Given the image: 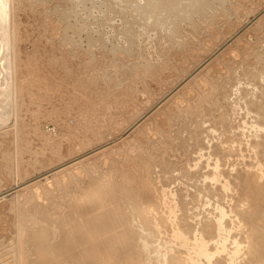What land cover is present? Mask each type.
I'll return each mask as SVG.
<instances>
[{"label":"rangeland","instance_id":"374dc122","mask_svg":"<svg viewBox=\"0 0 264 264\" xmlns=\"http://www.w3.org/2000/svg\"><path fill=\"white\" fill-rule=\"evenodd\" d=\"M165 2L164 0L18 1L20 8L29 10L28 12L33 15L32 19L24 14V21L28 20L30 23L28 27L30 31L23 41L34 43L37 47V53L32 54L25 66L27 68H24L26 74L19 75L22 78L19 81V90L21 88L23 90L21 92L23 100L20 98L19 109L22 106V108H31L32 113L37 114L39 105L49 106L48 109L52 105L57 109L63 107V114L66 111L64 115H68L58 116V119L62 118L65 121L67 119L72 124L77 122L81 126L88 121L86 118L91 117V123H99L101 120L110 124L113 122L112 126L114 123L115 126H111L112 128L116 125L120 126L115 132L113 130L114 134L123 131L127 123L152 108L161 99L160 97H163L158 103L161 107L159 113L154 115L151 110L148 116L151 120L153 116L154 119L155 117L163 119L158 123L161 131L156 135L157 137L145 138L135 132L131 138V145L128 143L132 148H129L128 153L122 151L127 146L122 142L124 144L122 152L107 154L108 158L111 154L116 158L109 164L102 165L106 168L104 174L95 171L96 175L91 174L88 178L86 175H77L80 179H76L75 184L72 182L69 187L67 186L66 190L69 191L65 190L63 194L65 197L53 203L50 215L52 219L66 222L70 228L65 229L73 234L77 231L76 227L79 226L81 217L78 214L77 203L74 204L70 196H76L75 194L79 192L77 190L86 194L89 190L87 184L92 180L96 181L95 176H104L101 183L115 186L109 187V190L107 188L106 195L109 193L107 199L96 198L98 200L94 201L103 202L101 205L106 203L105 207L102 205L104 207L102 211L108 217L104 214V216L100 215L104 221L116 219L110 222L114 229L110 230L109 227L112 226H108L109 222H106L108 227L104 226L106 228L102 229L103 233L104 230H110V235L109 232L103 234L109 237L114 233L116 236L117 229L120 231V236L117 235L115 240L122 246L119 245L118 248L115 244L116 248L114 243L117 242L112 241L114 238L110 239L113 242L110 246V251L114 248L113 257L120 256L113 258L114 261L128 260L125 261L127 264H189L198 238L197 240L203 239V241L206 239V245L214 255H211L208 262L205 256L196 254L194 256V259H198L195 260L196 264L200 262L202 264H264V0H165ZM163 4L166 5L165 8ZM247 27L250 29L248 38L244 32V28ZM229 41L234 42V46ZM223 48L225 51L222 50ZM214 50H217L216 55L213 53L208 58ZM218 53L222 55H220L222 60L217 56ZM188 75L192 77L189 78L193 83L187 89L182 87L180 90L182 93L180 98L183 99V103L180 104L172 99L168 90ZM65 84L66 87H63ZM66 88L69 90L66 91ZM60 98L61 100L65 98L66 101L61 102ZM188 99L191 103L186 101ZM127 100L130 111L124 112V104ZM21 103L23 105L20 107ZM111 105L115 107L111 108ZM71 106L75 109H71ZM94 106L96 108H93ZM78 109L83 113H79ZM104 109H110L109 113ZM43 113V116H50L49 112ZM7 122L12 124L13 117ZM118 142L121 143L118 140L117 145ZM228 142L231 143L228 145ZM78 143L75 145L76 154L82 151L77 148ZM89 145L91 147V144ZM115 148L111 150H117ZM111 164L114 166L111 167ZM125 192H128L127 195ZM68 196L70 199L67 200ZM126 198L133 199L134 203L125 205L128 204L124 202L127 201ZM127 206L134 209L133 213L129 212L131 216H128ZM106 207L110 209L107 210ZM144 207L147 212L143 213ZM113 210L117 212L116 218H112L115 216ZM118 216L120 217L117 218ZM87 223L85 225L88 227L84 228V225L83 232L90 236L93 222L91 220L92 225L90 220ZM130 224L133 227L127 230L129 226H125ZM122 231L129 233L128 237L131 235V240L125 238L126 235H123ZM103 235L99 237L102 239ZM121 237L128 242L131 241L128 243L130 245L120 239ZM92 240L95 238L92 237ZM104 240L106 247L109 244L106 243L107 238ZM104 240L102 239L103 242ZM107 242H110L109 238ZM184 244L189 245L186 246V250ZM12 245L11 254L19 257L18 264H36L45 259L36 250L34 238L29 240L27 234H18ZM125 245L131 247L127 248L132 254L128 250L125 252L127 249ZM121 247L125 250L123 251L124 248ZM119 249L122 250L121 253ZM28 250L36 251L34 259L37 261L31 262V258L26 254ZM40 253L44 256L42 250ZM125 253L130 255L127 254L125 258ZM128 257L134 260L129 261Z\"/></svg>","mask_w":264,"mask_h":264},{"label":"bare ground","instance_id":"6f19581e","mask_svg":"<svg viewBox=\"0 0 264 264\" xmlns=\"http://www.w3.org/2000/svg\"><path fill=\"white\" fill-rule=\"evenodd\" d=\"M19 0H0V264H18L19 263V257L14 256L11 254L13 245L12 242L15 240L16 236L18 234H27V238L31 240L34 238V243H35V248L38 251V253L44 257L45 259H42L40 262H36V264H102L101 262L103 261L107 264H127L125 261H118L113 260L114 254V248L110 251V246L112 245V241H116L115 237L118 235L120 236V231L117 229L115 232L118 234L115 236V233L113 229L115 228L110 224L111 221H115L113 217L116 218V213L113 210V214L115 216H112L114 219H109V221H104L103 218L100 217L102 214H106L105 212L103 213L102 209L104 210V207H102L101 203L103 202H96L94 201L96 198L98 199H103L109 193L106 195V190L110 189L109 187L115 186V185H104L100 181L104 176H95L96 181L92 180L89 184H87V190L86 194H82L80 190L76 196H70L71 200L76 204V207L78 208V214L81 217V222L79 223V226H77V231L73 232V234H70V232L65 229V228H70V226L66 222H61L60 219L53 218L50 215V208L53 206V203L59 202L60 198L65 197L64 191L67 189V186L69 187V184L76 181V179H80L79 176H88L95 174V171H101L102 173L106 171V168L102 167V165L109 164L113 160H115L116 157H111L110 161L107 154L110 153H119L121 149L123 148L122 145L125 144L126 147H124V153H128V150L130 147L131 143V138L135 132L143 135L145 138L149 137H155L157 134L160 133L161 129L160 126L158 125L159 122H161L163 119L156 118L154 119H149V113L154 112L155 114L159 113L160 110V104L158 103L162 100L163 97H160L161 99L156 102L152 108L141 114L140 116L136 117L135 120H133L130 123H127L128 125L124 126L125 129H122L123 131L119 133H114L118 126L116 125L115 128H112L115 126H112L108 121L101 120L99 123L94 122L91 123L90 120L91 118H86L88 121L86 123L81 124L75 122L76 118L74 119L75 123L68 122L67 119L66 121L62 118L58 119V116H61L63 114L62 108L57 109L55 107L49 106L44 107V105H39L37 106L38 108V113L35 114L29 108H22L23 103H21L19 109V104H20V98L21 97V92H23L22 88L19 90V81L20 79L22 80L19 75L26 74V71H24V68L29 61V58H31L32 54L34 55L36 52L37 47L35 46L34 43L29 44L27 41H23L25 39V36L28 35L29 33V25L30 23L28 20L24 21V14L28 15L30 18L33 15H31L25 8H20L19 7ZM36 1V0H35ZM157 1V0H156ZM162 1V0H161ZM187 1V0H186ZM194 1V0H193ZM198 1V0H197ZM200 1V0H199ZM206 1V0H204ZM208 1V0H207ZM211 1V0H209ZM222 1V0H221ZM149 2V1H148ZM160 2V1H159ZM165 2V0H164ZM203 2V1H202ZM42 3V2H41ZM146 3V2H145ZM166 3V2H165ZM189 3V2H188ZM204 3V2H203ZM138 4V3H137ZM183 4V3H179ZM196 4V2H195ZM194 4V5H195ZM210 4V3H209ZM116 5V4H115ZM157 5V4H156ZM164 5V4H163ZM162 5V6H163ZM184 5V4H183ZM202 5V4H201ZM21 6V5H20ZM27 6V5H26ZM150 6V5H149ZM166 5H164L165 8ZM176 6V5H175ZM199 6V3L198 5ZM204 6V5H202ZM208 6V5H207ZM75 7V6H74ZM158 7V5H157ZM189 7V6H188ZM196 7V6H195ZM212 7V6H211ZM168 8V7H167ZM175 8V7H174ZM184 8V6H183ZM192 8V6L190 7ZM206 8V7H204ZM114 9V8H112ZM143 9V8H142ZM177 9V8H176ZM185 9V8H184ZM189 9V8H188ZM194 9V8H193ZM196 9V8H195ZM198 9V8H197ZM196 9V10H197ZM138 10V9H137ZM168 10V9H167ZM171 10V9H170ZM169 10V11H170ZM39 11V10H36ZM189 11V10H188ZM114 12V10H113ZM166 12V11H165ZM192 13V11H191ZM190 13V14H191ZM194 13V11H193ZM35 14V13H34ZM165 14V13H164ZM172 14V13H171ZM202 14V13H201ZM206 14V13H205ZM216 14V13H215ZM152 15V14H151ZM139 16V15H138ZM191 16V15H190ZM238 16V15H237ZM51 17V16H50ZM115 17V16H114ZM112 18V17H111ZM122 18V17H120ZM173 18V17H172ZM181 18V17H180ZM194 18V17H193ZM196 18V17H195ZM127 19V18H126ZM171 19V18H170ZM175 19V18H174ZM167 20V19H166ZM186 20V19H185ZM197 20V19H196ZM195 20V21H196ZM236 20V19H235ZM174 21V20H173ZM200 21V20H199ZM210 21V20H209ZM198 22V21H197ZM201 22V21H200ZM199 22V23H200ZM176 23H178L176 21ZM193 23V21H191ZM242 23V22H241ZM129 24V23H128ZM194 24V23H193ZM32 25V24H31ZM108 25V24H107ZM115 25V24H114ZM132 25V21H131ZM181 25V24H180ZM33 26V25H32ZM110 27V26H109ZM130 27V26H129ZM67 28V27H66ZM78 28V27H77ZM111 28V27H110ZM114 28V27H113ZM122 28V27H121ZM178 29V27H176ZM248 28V27H247ZM245 29V36L248 38L250 29L248 28ZM196 29V28H195ZM76 30V29H75ZM123 30V29H122ZM126 30V29H125ZM167 30V29H166ZM175 30V29H174ZM193 30V29H192ZM35 31V30H34ZM57 31V30H56ZM80 31V30H79ZM101 31V30H100ZM176 31V30H175ZM178 31V30H177ZM188 31V30H187ZM76 32V31H74ZM97 32V31H96ZM112 32V31H111ZM130 32V31H129ZM164 32V31H163ZM170 32V31H169ZM181 32V31H180ZM243 32V33H244ZM31 33V32H30ZM100 33V32H99ZM141 33V32H140ZM229 34V33H228ZM32 35V34H31ZM87 35V34H86ZM126 35V34H125ZM178 35V34H177ZM230 35V34H229ZM47 36V35H46ZM99 36V35H98ZM136 37V36H135ZM177 37V36H176ZM230 37V36H229ZM228 37V38H229ZM91 38V37H90ZM225 38V37H224ZM240 38V37H239ZM239 38H237L239 40ZM243 38V37H242ZM21 39V40H20ZM154 39V38H153ZM178 39V38H177ZM235 39V38H234ZM237 40V41H238ZM242 40V39H241ZM104 41V40H103ZM156 41V40H155ZM179 41V40H178ZM250 41V40H249ZM160 42V41H159ZM230 42V41H229ZM46 43V42H45ZM130 43V42H129ZM143 43V42H142ZM219 43V42H218ZM227 43V42H226ZM232 43V42H230ZM229 43V44H230ZM234 43V42H233ZM232 43V46H234ZM248 43V42H247ZM250 43V42H249ZM99 44V43H98ZM47 45V44H46ZM238 45V44H237ZM249 45V44H248ZM33 46V47H32ZM44 46V45H43ZM153 46V45H152ZM196 46V45H195ZM224 46V45H223ZM229 46V45H228ZM236 46V45H235ZM129 47V46H128ZM218 47V46H217ZM227 47V45L225 46ZM40 48V47H38ZM99 48V47H98ZM144 48V47H143ZM150 48V47H149ZM231 48V46H230ZM235 49V47H233ZM214 49V48H213ZM217 49V48H216ZM228 49V47H227ZM238 49V47L236 48ZM243 49V48H242ZM39 50V49H38ZM37 50V51H38ZM115 50V49H114ZM148 50V49H147ZM218 50V49H217ZM216 50V51H217ZM224 50V48L222 49ZM240 50V49H239ZM245 50V49H244ZM243 50V51H244ZM64 51V50H63ZM119 51V50H118ZM210 51V50H209ZM208 51V52H209ZM215 50L212 51V53L208 56L215 54ZM225 51V50H224ZM238 51V50H237ZM147 52V51H146ZM236 52V51H235ZM241 51H239L240 53ZM49 53V52H48ZM208 54V53H207ZM206 54V55H207ZM242 54V53H241ZM240 54V55H241ZM216 55V54H215ZM221 54L218 53L217 56H220ZM224 55V54H223ZM231 55V54H230ZM235 55V54H234ZM239 55V56H240ZM46 56V55H45ZM136 56V55H135ZM145 56V55H144ZM222 56V55H221ZM220 56V58H221ZM216 57V56H215ZM148 58V57H147ZM207 58V60H208ZM214 58V57H212ZM211 58V59H212ZM231 58V56H229ZM228 58V59H229ZM81 59V58H80ZM210 59V60H211ZM215 59V58H214ZM219 59V57L217 58ZM226 58L223 59L225 61ZM227 59V60H228ZM233 59V58H232ZM157 60V59H156ZM213 60V59H212ZM212 60L210 62H212ZM216 60V59H215ZM222 60V58H221ZM220 60V61H221ZM230 60V59H229ZM150 61V60H149ZM177 61V60H175ZM219 61V60H218ZM217 61V63H218ZM206 63V61H203ZM209 62V61H208ZM209 62V63H210ZM231 62V61H230ZM213 63V62H212ZM225 64V62H224ZM227 64V62H226ZM202 65V64H201ZM60 66V65H59ZM64 66V65H63ZM198 66V65H197ZM204 66V65H203ZM58 67V66H57ZM138 67V66H137ZM192 67V66H191ZM20 68V69H19ZM82 68V67H81ZM199 68V67H198ZM197 68V69H198ZM208 68V67H207ZM62 69V68H61ZM114 69V68H113ZM195 69V68H194ZM23 70V71H22ZM172 70V69H170ZM112 71V70H111ZM199 71V70H197ZM206 71V70H205ZM208 71V70H207ZM211 71V68H210ZM54 72V71H53ZM116 73V72H115ZM194 73V72H193ZM204 73V72H203ZM210 73V72H209ZM220 73V72H219ZM189 74V73H188ZM196 74V73H195ZM52 75V74H51ZM114 75V74H113ZM197 75V74H196ZM192 75V76H196ZM201 74H199L200 76ZM210 75V74H209ZM198 76V77H199ZM203 76V74H202ZM211 76V75H210ZM221 76V75H220ZM52 77V76H51ZM99 77V76H98ZM184 77V76H180ZM185 76L182 78L178 83H176L173 88H171L169 91V94H171L172 99L177 100L178 103L182 104L183 99L180 98V93L182 87L186 88L188 86H191L193 83L191 80L192 77ZM200 78V77H199ZM69 79V78H68ZM207 79V78H206ZM211 80V78H210ZM111 81V80H110ZM200 81V80H199ZM212 81V80H211ZM66 82V80H65ZM68 83V82H67ZM198 83V82H197ZM202 83V82H201ZM61 84V83H60ZM63 84V83H62ZM61 84V85H62ZM70 84V83H69ZM73 84V83H72ZM71 84V85H72ZM195 84V82H194ZM210 84V82L208 83ZM172 86V85H171ZM195 86V85H194ZM199 86V83H198ZM211 86V85H210ZM66 87V84L65 86ZM69 88V87H68ZM66 88V91L67 89ZM169 88V87H168ZM178 88H180L178 90ZM197 88V86H196ZM65 89V88H64ZM71 89V88H70ZM69 90V89H68ZM79 90V89H78ZM144 90V89H143ZM197 90L200 91L199 88ZM64 91V90H60ZM65 92V91H64ZM70 92V91H69ZM143 92V91H142ZM76 93V92H75ZM87 93V92H86ZM164 93V92H163ZM168 93V92H166ZM61 94V93H60ZM64 94V93H63ZM68 94V93H67ZM66 94V95H67ZM72 94V92H71ZM93 94V93H92ZM168 94V95H169ZM182 94V93H181ZM190 94V92H189ZM199 94V93H198ZM81 95V94H80ZM142 95V94H140ZM167 95V96H168ZM72 96V95H71ZM58 97V95H57ZM65 97V96H64ZM70 97V96H69ZM73 97V96H72ZM78 97V96H77ZM80 97V96H79ZM183 97H185L183 95ZM198 97V96H197ZM168 98V97H167ZM170 98V97H169ZM186 98V97H185ZM56 99V98H54ZM75 99V98H73ZM80 98H78L79 100ZM97 99V98H96ZM187 99V98H186ZM23 100V98H22ZM59 100V99H58ZM63 102L65 98L62 99ZM61 98L60 101L62 102ZM76 100V99H75ZM77 100V101H78ZM85 100V99H84ZM164 100V99H163ZM190 99L186 100L189 101ZM53 101V100H52ZM66 101V100H65ZM69 101V98H68ZM67 101V102H68ZM83 101V99H82ZM131 101V100H130ZM56 102V101H55ZM58 102V101H57ZM66 102V105H67ZM110 102V101H109ZM113 102V101H112ZM165 102V101H163ZM172 102V101H171ZM176 102V101H175ZM75 103V102H74ZM81 103V102H80ZM114 103V102H113ZM168 103V102H167ZM42 104V103H41ZM54 104V103H53ZM58 104V103H57ZM71 104V103H70ZM77 104V102L75 103ZM120 104V103H119ZM176 104V103H175ZM48 105V104H46ZM45 105V106H46ZM55 105V104H54ZM82 106V103L80 104ZM77 105V106H80ZM158 105V106H157ZM177 105V104H176ZM191 105V104H190ZM232 105V104H231ZM240 105V104H239ZM59 107V105H57ZM85 106V105H84ZM114 106V105H113ZM111 105V108H113ZM118 105H116L117 108ZM125 106V107H124ZM124 112L130 111V104L129 100H127L124 104ZM187 106V105H186ZM185 106V107H186ZM236 106V105H235ZM68 107V106H67ZM71 109H75L72 108ZM106 107V106H105ZM110 107V106H109ZM108 107V108H109ZM115 107V106H114ZM177 107V106H176ZM181 107V106H180ZM79 108V107H78ZM93 108H96L95 106ZM122 108V107H121ZM165 108V107H164ZM233 108V107H232ZM69 109V107H68ZM81 109V107H80ZM100 109V107H99ZM179 109V107H178ZM37 110V109H36ZM84 110V108H83ZM87 110V109H86ZM102 110V109H101ZM106 113H109V110H106ZM113 110V109H112ZM111 110V111H112ZM116 110V109H114ZM72 111V110H70ZM74 111V110H73ZM72 111V112H73ZM96 111V110H95ZM122 111V113H124ZM167 111V110H166ZM257 111V110H256ZM43 112H49L50 116H43ZM82 112L83 111H79ZM88 112V111H87ZM116 112V111H115ZM77 111L75 112V114ZM103 113V111H102ZM105 113V114H106ZM121 113V112H120ZM170 113V112H169ZM173 113V112H172ZM105 114H102V116ZM263 114V113H262ZM48 115V114H46ZM68 115V114H67ZM64 115V116H67ZM70 115V114H69ZM87 115V114H86ZM101 116V113L99 114ZM113 115V113L111 114ZM119 115V114H118ZM123 116V114H120V116ZM138 115V114H137ZM167 115V114H166ZM14 119V122L12 124H9L7 121L9 118ZM71 116V115H70ZM69 116V117H70ZM74 116V115H73ZM72 116V117H73ZM81 116H83L81 114ZM115 116V115H114ZM151 116V117H152ZM45 117V118H43ZM53 117V118H52ZM88 117V116H87ZM119 117V116H118ZM126 118V116H124ZM123 117V118H124ZM263 117V116H262ZM68 118V117H66ZM85 118V117H82ZM95 119V117H93ZM102 118V117H101ZM117 118V115H116ZM122 118V121H123ZM124 118V119H125ZM250 118V117H249ZM53 119V120H52ZM104 119V118H102ZM109 119V117H108ZM114 119V118H113ZM169 119V117H168ZM258 119V118H257ZM256 119V120H257ZM98 121V119H95ZM94 120V121H95ZM106 120V119H105ZM112 118L110 119V121ZM116 119H114L115 121ZM93 122V121H92ZM116 122V121H115ZM254 122V121H253ZM262 122V121H261ZM9 125H7V124ZM242 123V122H241ZM99 124V125H98ZM254 124V123H253ZM264 124V123H263ZM262 125V123H261ZM112 126V127H111ZM255 126V125H254ZM91 127V128H90ZM109 127V128H108ZM120 127V126H119ZM261 127V126H260ZM264 129V128H263ZM256 130V129H255ZM258 131V130H257ZM143 132V134H142ZM255 133V132H254ZM111 134V135H110ZM138 134V135H139ZM239 134V133H238ZM259 134V133H258ZM149 136V137H148ZM251 136V135H249ZM157 137V136H156ZM248 138V137H247ZM254 138V137H253ZM137 139V138H136ZM153 139V138H152ZM257 139V138H256ZM78 140V141H77ZM121 141V143L117 145V141ZM138 140V139H137ZM149 140V139H148ZM210 140V139H209ZM241 140V139H240ZM245 140V139H244ZM127 141V143H126ZM130 141V142H129ZM152 141V140H151ZM243 141V140H242ZM249 141V140H248ZM252 141V140H251ZM78 143L77 148L79 147L82 151L79 152L78 154L75 153L76 148L75 145ZM122 142L124 144H122ZM130 145H129V144ZM231 143V142H230ZM228 142V145L230 144ZM254 143V142H253ZM91 144V147L90 145ZM251 144V143H250ZM257 144V143H256ZM94 145V146H93ZM117 145V146H116ZM134 145V144H133ZM253 145V144H252ZM144 147L146 145H143ZM233 146V144H232ZM90 147V148H89ZM113 147H116L117 150L112 151L111 149ZM133 147V146H132ZM231 147V146H230ZM254 147V146H253ZM115 148V149H116ZM241 148V147H240ZM250 148V147H249ZM132 149V148H131ZM242 150V149H241ZM121 151V152H122ZM246 151V150H245ZM227 152V151H226ZM73 153H75L73 155ZM114 153V154H115ZM240 154V152H239ZM73 155V156H72ZM243 155V154H242ZM101 156V157H100ZM240 156V155H239ZM251 156V155H250ZM263 156V155H262ZM257 157V156H255ZM260 157V156H259ZM252 160V159H251ZM213 163V162H212ZM224 164V163H223ZM246 164V163H245ZM114 166V164H111ZM255 165V164H254ZM215 166V165H214ZM221 166V165H220ZM110 168V166L108 165ZM249 167V166H248ZM114 168V167H113ZM112 169V168H111ZM211 169V168H210ZM254 169V168H253ZM262 169V168H261ZM108 170V169H107ZM110 170V169H109ZM114 170V169H112ZM216 170V169H215ZM263 170V169H262ZM212 171V170H211ZM245 171V170H244ZM108 172V171H107ZM106 172V173H107ZM110 172V171H109ZM213 172V171H212ZM225 172V171H224ZM242 172V171H241ZM263 172V171H262ZM102 173L100 175H102ZM105 173V174H106ZM211 173V172H209ZM104 174V173H103ZM217 174V173H215ZM224 174V173H223ZM250 174V173H249ZM248 174V175H249ZM253 174V173H252ZM79 175V176H77ZM113 175V174H112ZM116 175V174H115ZM226 175V174H224ZM223 175V176H224ZM251 175V174H250ZM213 176V175H212ZM256 176V175H255ZM110 177V176H108ZM114 177V176H113ZM256 178V177H255ZM106 179V178H104ZM253 179V178H252ZM258 180V179H257ZM91 181V180H89ZM105 181V180H104ZM214 181V180H213ZM247 181V180H246ZM254 181V180H253ZM221 182V181H220ZM229 183V182H228ZM75 184V182L73 183ZM225 184V183H224ZM103 185V186H102ZM119 185V184H118ZM127 185V184H126ZM221 185V184H220ZM128 186V185H127ZM125 186V187H127ZM222 186V185H221ZM242 186V185H241ZM66 187V188H65ZM232 187V186H231ZM113 188V187H112ZM116 188V187H115ZM128 188V187H127ZM166 188V187H165ZM164 188V189H165ZM228 188V187H227ZM122 189V188H121ZM126 190V188H123ZM174 189V188H173ZM241 189V188H240ZM112 190V189H111ZM67 191V190H66ZM69 191V190H68ZM67 191V192H68ZM128 191V190H126ZM111 192V191H110ZM130 192V191H129ZM169 192V191H168ZM70 193V192H69ZM68 193V194H69ZM115 193V192H114ZM123 193V192H122ZM126 193V192H125ZM128 193V192H127ZM126 193V195H127ZM176 193V192H174ZM66 194V192H65ZM71 195V194H70ZM112 195V194H110ZM129 195V194H128ZM171 195V194H170ZM120 196V195H119ZM167 196V195H166ZM108 197V196H107ZM106 197V199H107ZM129 197V196H128ZM158 197V196H157ZM69 196L67 197L68 200ZM69 198V199H70ZM111 198V196H110ZM171 198V197H170ZM96 199V200H98ZM119 199V198H118ZM121 199V197H120ZM119 199V200H120ZM167 199V198H166ZM111 200V199H110ZM116 200V199H115ZM127 201H123L125 205H130V202H133V199H128L126 198ZM168 200V199H167ZM172 200V199H171ZM104 201V200H102ZM106 201V200H105ZM109 201V200H108ZM118 201V200H116ZM115 201V204L117 203ZM163 201V200H162ZM161 201V202H162ZM175 201V200H174ZM242 201V200H241ZM160 202V203H161ZM165 202V201H164ZM169 202V201H168ZM109 204V202H107ZM113 203V201H112ZM122 204V203H121ZM132 205V204H131ZM58 206V205H57ZM112 206V204H111ZM120 206V205H119ZM133 206V205H132ZM56 207V205L54 206ZM53 207V208H54ZM108 207V206H107ZM106 207V209H107ZM147 207V206H146ZM219 207V206H218ZM116 208V206H115ZM120 208V207H119ZM123 208V207H122ZM171 208V207H170ZM222 208V207H221ZM224 208V207H223ZM52 209V208H51ZM56 209V208H55ZM110 209V207L108 208ZM107 209V210H108ZM127 213L131 212L133 213L134 209L130 208L127 206L126 208ZM156 209V208H155ZM220 209V207H219ZM106 210V211H107ZM119 210V209H117ZM125 210V209H124ZM123 210V211H124ZM133 210V211H132ZM151 210V209H150ZM223 210V209H221ZM220 210V212H222ZM122 211V210H120ZM146 211V208L142 209V212L144 213ZM149 211V210H148ZM168 211V210H167ZM166 211V212H167ZM194 211V210H193ZM29 212V214H27ZM53 212V211H52ZM55 212V210H54ZM110 213H112L109 210ZM119 212V211H118ZM147 212V211H146ZM192 212V211H191ZM213 212V211H212ZM225 212V209H224ZM223 212V213H224ZM123 213V212H122ZM129 213L128 216L131 214ZM175 213V212H174ZM222 213V214H223ZM109 214V213H108ZM126 214V213H125ZM142 214V213H141ZM146 214V213H145ZM220 214V213H219ZM103 215V216H104ZM107 215V214H106ZM105 215V216H106ZM112 215V214H111ZM120 215V213H119ZM151 215V214H150ZM153 215V214H152ZM123 216V215H122ZM127 216V214H126ZM127 216V217H128ZM131 216V215H130ZM219 216V215H218ZM217 216V217H218ZM100 217V218H99ZM108 217V216H106ZM105 217V218H106ZM111 217V216H110ZM118 216L117 218H119ZM132 218V217H131ZM154 218V217H153ZM219 218V217H218ZM226 218V217H225ZM133 219V218H132ZM160 219V218H159ZM175 219V218H174ZM233 219V218H232ZM235 219V218H234ZM32 220V222H31ZM88 220V221H87ZM91 223V220L93 222L90 232V236H87L86 233L83 232V227L86 224V222ZM119 220V219H117ZM121 220V219H120ZM130 220V219H129ZM156 220V219H155ZM219 220V219H217ZM30 221V222H29ZM161 221V220H160ZM177 221V220H176ZM225 221V220H224ZM233 221V220H232ZM112 226L109 227L110 230L111 228L113 233L111 236L114 235V237H109L110 235V230H104V232L107 234L109 232L108 236L103 235L102 229H105L107 226ZM117 222V221H116ZM122 222V221H121ZM163 222V221H162ZM87 223V224H88ZM123 223V222H122ZM125 223V221H124ZM136 223V222H135ZM155 223V222H154ZM157 223V222H156ZM178 223V222H177ZM225 223V222H224ZM106 224V225H105ZM179 224V223H178ZM223 224V223H222ZM237 224V223H236ZM90 225V224H89ZM122 225V224H121ZM126 225V224H124ZM131 225V226H130ZM127 225L125 227H128L127 230H131L133 227L132 224ZM135 225V224H134ZM104 226H106L104 228ZM117 226L120 227V224ZM141 226V225H140ZM154 227H156L153 224ZM179 226V225H178ZM88 226L85 225L84 228ZM221 227V226H220ZM238 227V226H237ZM118 228V227H117ZM124 228V226H123ZM219 228V227H218ZM89 229V228H88ZM88 229L87 232H88ZM180 229V228H179ZM224 229V228H222ZM227 229V228H226ZM34 230V231H33ZM125 230V229H124ZM160 230V229H159ZM158 230V231H159ZM85 231V230H84ZM90 231V230H89ZM111 231V233H112ZM165 231V230H164ZM228 231V229H227ZM103 235L102 239L104 240L105 238H109L110 242H107L109 245L104 246V242L102 241L100 234ZM124 232V231H122ZM129 232V231H127ZM176 232V231H174ZM197 232V231H196ZM186 233V232H185ZM198 233V232H197ZM99 236H98V235ZM121 236L126 235L125 238L128 237L129 233H125ZM143 234V233H142ZM159 234V233H158ZM96 235V237H94ZM145 235V234H144ZM157 235V234H156ZM166 235V234H165ZM183 235V234H182ZM195 235V234H194ZM106 236V237H105ZM138 236V234H137ZM202 236V235H201ZM95 238V240H92ZM124 237V236H123ZM121 237L120 239H122ZM173 237V236H172ZM175 237V236H174ZM191 237V235H190ZM200 237V236H199ZM205 237V235H204ZM111 238L112 241L110 240ZM129 239L131 238V235L128 237ZM141 238V237H140ZM162 238V237H161ZM176 238V237H175ZM193 238V237H192ZM191 238V239H192ZM119 239V238H118ZM138 239V238H137ZM190 239V238H189ZM198 239V238H197ZM195 243V250H194V255L189 259L188 263L189 264H196L194 259V256L197 255H203L205 258L208 259V262L210 261V258L212 257L211 255L213 254L208 246L206 245V239L205 241L202 240H197ZM123 241L125 239H122ZM121 240V241H122ZM131 240V239H130ZM146 240V239H145ZM154 240V239H152ZM168 240V239H167ZM172 240V239H171ZM122 241V244H123ZM140 241V240H139ZM138 241V242H139ZM162 241V239H161ZM184 241V240H183ZM195 241V238H194ZM112 242V243H111ZM117 242V241H116ZM124 242L127 244L131 241L128 242L126 239ZM144 242V241H142ZM111 243V244H110ZM121 243V242H120ZM124 243V244H126ZM149 243V242H145ZM177 243V242H176ZM183 243V242H182ZM117 243H114V245ZM134 244V243H133ZM139 244V243H137ZM144 244V243H143ZM155 244V243H154ZM192 244V241H191ZM194 244V243H193ZM107 245V244H106ZM121 245V244H119ZM119 245L117 246L119 248ZM130 245V244H128ZM126 246L130 247V246ZM147 245V244H146ZM164 245V244H163ZM174 245V244H173ZM185 245V244H184ZM122 246V245H121ZM155 246V245H154ZM167 246V245H166ZM185 245V249L186 250ZM189 246V245H188ZM187 246V247H188ZM191 246V245H190ZM234 246V245H233ZM109 247V248H107ZM116 247V245H115ZM116 247V248H117ZM142 247V246H141ZM148 247V246H147ZM161 247V246H159ZM163 247V246H162ZM171 247V246H170ZM193 247V245H192ZM211 247V246H210ZM115 248V249H116ZM124 248V247H123ZM121 247V249H123ZM123 249V251L125 250ZM131 248V247H130ZM143 248V247H142ZM166 248V247H165ZM168 248V247H167ZM184 248V246L182 247ZM181 248V250H182ZM239 248V247H238ZM237 248V249H238ZM119 249V252L121 253L122 250ZM161 249V248H160ZM171 249V248H170ZM173 249V248H172ZM188 249V248H187ZM235 249V248H234ZM41 250L44 252L41 254ZM128 250V248L125 250V252ZM133 250V248H132ZM143 250V249H142ZM145 250V249H144ZM183 250V251H184ZM191 249L189 248V251ZM239 250V249H238ZM118 251V250H117ZM130 254H132L130 249L128 250ZM127 251V252H128ZM149 251V250H148ZM158 251V250H156ZM161 251V250H160ZM231 251V250H229ZM234 251V250H232ZM135 252V251H134ZM187 252V251H186ZM214 252V251H213ZM36 251L35 250H28L26 251V254L31 258V262L33 260L37 261V259H34ZM127 253L128 255H130ZM167 253V252H166ZM169 253V252H168ZM233 253V252H231ZM237 253V252H236ZM125 253V258L128 256ZM151 254V253H150ZM160 254V253H159ZM170 254V253H169ZM190 255V253H188ZM187 254V255H188ZM144 255V254H143ZM142 255V256H143ZM158 255V254H157ZM192 255V254H191ZM214 255V254H213ZM230 255V252H229ZM233 255V254H232ZM133 256V255H132ZM166 256V254H165ZM228 256V255H227ZM120 258V256H115V258ZM131 257V256H130ZM152 257V256H151ZM167 257V256H166ZM189 257V256H188ZM199 257V256H198ZM202 257V256H201ZM214 257V256H213ZM232 257V256H231ZM230 257V258H231ZM114 258V259H115ZM147 258V257H145ZM129 259V257H128ZM133 259V258H131ZM129 259V261L131 260ZM141 259V257H140ZM152 259V258H151ZM159 259V258H157ZM188 259V258H187ZM202 259V258H201ZM124 260V258H123ZM134 260V259H133ZM149 260V258H148ZM203 260V259H202ZM230 260V259H229ZM233 260V259H232ZM161 261V260H160ZM184 261V260H183ZM206 261V260H205ZM213 261V260H212ZM216 262V261H215ZM226 262V261H225ZM129 263V262H128ZM161 263V262H160ZM200 264H202L200 262ZM205 264V263H203ZM208 264V263H206ZM211 264V263H210ZM214 264V263H213Z\"/></svg>","mask_w":264,"mask_h":264}]
</instances>
